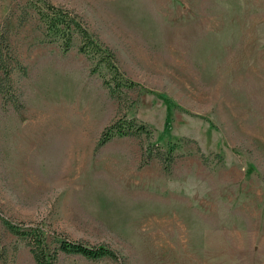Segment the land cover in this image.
Here are the masks:
<instances>
[{"label": "rangeland", "instance_id": "1", "mask_svg": "<svg viewBox=\"0 0 264 264\" xmlns=\"http://www.w3.org/2000/svg\"><path fill=\"white\" fill-rule=\"evenodd\" d=\"M34 1L0 0V264H37L4 221L117 253L52 264H264V0H48L113 53L119 97ZM123 117L149 135L101 143Z\"/></svg>", "mask_w": 264, "mask_h": 264}, {"label": "trees", "instance_id": "2", "mask_svg": "<svg viewBox=\"0 0 264 264\" xmlns=\"http://www.w3.org/2000/svg\"><path fill=\"white\" fill-rule=\"evenodd\" d=\"M31 8L37 15L45 40L57 42L62 51L69 50L74 45L75 40H77V50L79 52L89 58L97 59L99 63H103L110 69L112 75H114V80L113 82H106V86L111 95L119 97L121 96L122 88L131 85L130 82H125L121 79L120 72L115 65V56L113 53L93 36L88 27L76 14L59 5L52 4L48 0H35L31 4ZM4 74L7 76L8 72L5 71ZM104 133L101 143H105L113 136L138 135L141 133L149 135L150 128L146 123L136 122L135 118L123 117L121 120L115 121L107 126L104 129ZM147 149L149 156L152 155L160 158L162 160V168L165 171L169 170V160L163 162L165 160H163L159 152L153 153L151 147ZM169 150L172 149L170 148ZM170 155L171 152L168 151V159L171 157ZM3 224L11 233L27 240L31 246L30 251L32 256L37 264H52L57 251L79 253L89 259H99L102 257L117 258V253L105 245H87L81 241L66 238L59 239L56 248L50 253L45 247L42 230L37 228L25 230L8 221H4Z\"/></svg>", "mask_w": 264, "mask_h": 264}, {"label": "bare ground", "instance_id": "3", "mask_svg": "<svg viewBox=\"0 0 264 264\" xmlns=\"http://www.w3.org/2000/svg\"><path fill=\"white\" fill-rule=\"evenodd\" d=\"M59 140V139H58ZM53 146V145H52ZM54 148H52V150H53Z\"/></svg>", "mask_w": 264, "mask_h": 264}]
</instances>
